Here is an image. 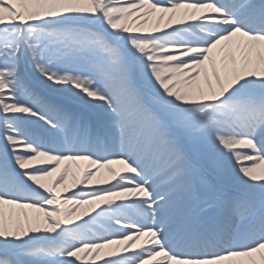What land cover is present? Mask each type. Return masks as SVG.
<instances>
[{"label":"snow or ice","instance_id":"snow-or-ice-1","mask_svg":"<svg viewBox=\"0 0 264 264\" xmlns=\"http://www.w3.org/2000/svg\"><path fill=\"white\" fill-rule=\"evenodd\" d=\"M0 264H264V0H0Z\"/></svg>","mask_w":264,"mask_h":264},{"label":"bare ground","instance_id":"bare-ground-1","mask_svg":"<svg viewBox=\"0 0 264 264\" xmlns=\"http://www.w3.org/2000/svg\"><path fill=\"white\" fill-rule=\"evenodd\" d=\"M93 183H95V181H93ZM68 187H71V181L69 180L68 182ZM64 190V186H61V188L58 189V193L62 192Z\"/></svg>","mask_w":264,"mask_h":264}]
</instances>
